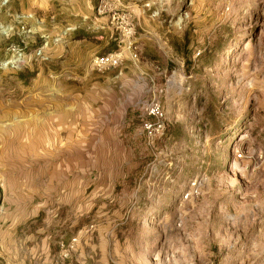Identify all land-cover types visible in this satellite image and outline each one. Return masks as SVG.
Here are the masks:
<instances>
[{
    "label": "rangeland",
    "instance_id": "374dc122",
    "mask_svg": "<svg viewBox=\"0 0 264 264\" xmlns=\"http://www.w3.org/2000/svg\"><path fill=\"white\" fill-rule=\"evenodd\" d=\"M0 264H264V0H0Z\"/></svg>",
    "mask_w": 264,
    "mask_h": 264
},
{
    "label": "built area",
    "instance_id": "2783aa9c",
    "mask_svg": "<svg viewBox=\"0 0 264 264\" xmlns=\"http://www.w3.org/2000/svg\"><path fill=\"white\" fill-rule=\"evenodd\" d=\"M75 30L74 28H68L64 31V33L56 39V42H63V40L73 31ZM49 43L46 41L45 44L43 45L42 49L38 51V56H43L44 49H48ZM22 57V54L19 56ZM134 59H137V54L135 53L133 55ZM18 61V60H17ZM123 62V58L121 54L118 53H112V54H106L102 55L101 57H96L94 60V66L96 70L103 72L106 70H109L111 68H117L119 67ZM150 115H153L157 119L163 118V112L161 111V107L158 104H155L151 107ZM145 128L147 130V133L150 137L154 135V133L162 131L163 130V124L162 123H151L148 122L145 124Z\"/></svg>",
    "mask_w": 264,
    "mask_h": 264
},
{
    "label": "crops",
    "instance_id": "0c3cea01",
    "mask_svg": "<svg viewBox=\"0 0 264 264\" xmlns=\"http://www.w3.org/2000/svg\"><path fill=\"white\" fill-rule=\"evenodd\" d=\"M62 70H64V69H62ZM59 86H61V85H56L55 88L56 89L60 88ZM53 88H54V86H48V85H43V84L39 85L38 87L36 85L35 86L34 85H28L24 89V91H25V100H27V101L30 100L32 102L33 101L34 102L43 101L45 99H50V98L51 99L54 98V100H57L55 96H51V95L48 94L49 92H53L54 91ZM60 90L62 91V88H60ZM75 90H76V92L73 95L72 100L75 99V104L77 106H79L80 101H81V96H80V92L77 91V88H75ZM72 91L74 93V90H72ZM26 92H27V94H26ZM72 104H74V102H72Z\"/></svg>",
    "mask_w": 264,
    "mask_h": 264
}]
</instances>
